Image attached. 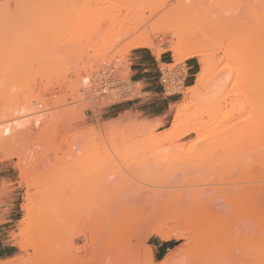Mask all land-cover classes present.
<instances>
[{"label":"rangeland","instance_id":"1","mask_svg":"<svg viewBox=\"0 0 264 264\" xmlns=\"http://www.w3.org/2000/svg\"><path fill=\"white\" fill-rule=\"evenodd\" d=\"M144 15L146 26L141 22ZM154 20L166 22L167 27ZM137 23L141 29L135 27ZM150 25L155 27L157 47L137 49L168 56L172 64L164 68L182 74L186 64L196 60L200 72L199 57L180 59L171 49L172 41L176 44L179 37L188 39L192 34L204 41L203 52L212 63L205 86L192 92L197 74L193 86L178 90L181 93L172 97L178 102L164 121L139 114L145 107L138 100L140 85L131 84L134 93L125 98L95 92V76L106 66H115L120 82L130 85V56L136 49L129 51L128 44L137 33L152 30ZM158 110L150 108L147 113ZM178 111L186 128L193 123L197 127L184 133L181 125L185 135L168 139ZM226 137L229 145L224 143ZM241 160L249 163L244 162L248 170ZM263 172L264 0H0V245L10 248L6 260L15 258L18 264H264ZM232 184L236 189L226 187ZM254 185L262 191L258 198L253 193L255 202L261 199L263 210L259 229L248 214L237 218L233 206L226 203L229 198L234 206L249 205V196L245 197L249 188L257 189ZM219 187L220 196L215 195ZM241 189L244 194L238 198ZM177 193L184 198L175 200ZM205 197H211L208 203L203 202ZM134 207L145 208H140L143 214ZM123 217L133 225L126 221L122 228ZM222 218L232 222L223 227ZM168 232L170 238L165 236ZM229 232L240 233L242 241L235 236L228 245ZM255 250L263 251L261 256ZM252 252L260 256L258 262Z\"/></svg>","mask_w":264,"mask_h":264},{"label":"bare ground","instance_id":"2","mask_svg":"<svg viewBox=\"0 0 264 264\" xmlns=\"http://www.w3.org/2000/svg\"><path fill=\"white\" fill-rule=\"evenodd\" d=\"M152 16H153V15H152ZM143 17H145V15H144ZM143 17H141V18H143ZM145 18H146V19H145ZM145 18L141 19V22H143L144 24L146 23L145 21H147V23H148L147 17H145ZM144 19H145V20H144ZM156 19H159V18H156ZM143 20H144V21H143ZM149 21H150V20H149ZM165 21H166V20H165ZM141 22H140V23H141ZM152 22H153V21H152ZM154 22H155V24H157V23H156L157 20H154ZM158 23L161 24V26H162L163 21H159V20H158ZM165 23H166V22L163 23L162 28L165 26V25H164ZM137 24H139V23H137ZM137 24H136L135 27H137V28L142 27V25H141L142 23L139 24V25H140L139 27H138ZM149 24H150V23H149ZM149 24H148V25H149ZM151 24H154V23H151ZM159 24H157V25H159ZM166 24H167V23H166ZM169 25H170V24H169ZM144 26H146V24H145ZM150 26L152 27V25H150ZM150 26H149V27H150ZM165 27H167V26H165ZM168 27H169V26H168ZM128 28H129V26H128ZM133 28H134V27H133ZM169 28H170V27H169ZM171 28H172V27H171ZM140 29H141V28H140ZM142 30H143V29H142ZM136 31H137V30H135V32H136ZM166 31H167V30H166ZM181 31H182V30H181ZM157 32H158V31H156V33H157ZM159 32H161V31L159 30ZM159 32H158V33H159ZM167 32H168V31H167ZM125 33L128 34V31L125 32ZM169 33H172V32H169ZM169 33H168V34H169ZM126 34H125V36L129 38V36L126 35ZM133 34H134V33H133ZM154 34H155V27H152V30H145V31H142V32H140V33H137L136 36L132 39L131 44H128V45H130L129 48H128L129 51H130L131 49H137V48H143V47H147V48L149 47V48H153V49L156 48L157 45L155 44V36H154ZM165 34H166V33H165ZM186 34H187V33H186ZM158 35H159V34H158ZM158 35H157V38H158ZM188 35H191V34H188ZM132 36H133V35H132ZM162 36H164V35H162ZM166 36H167V35H166ZM186 36H187V35H186ZM197 36H198V35H197ZM197 36H194V34H192V37H188V36H187L188 39H185V37H184V39H183V38L181 39V37H179V38H178V41L176 40V44H175V42H173V41L171 42L172 44L174 43V46L172 45L173 48H171V49L174 51L176 57H178V58H180V59L183 58V57H185V56H186V57L188 56V57H199V58H200V62H201V70H200V72H199L198 75H197L196 86H194L193 88H191V90H193L192 92H195L197 89H199V88L205 86L206 81H207V76H209L208 73L211 74V71H209V70H212V66H210L211 68L209 67V64L211 63V62H209L210 59L208 60V59H207V58H208L207 54L204 53L205 51L203 52V50H204L203 48H204V47H202V46H203L202 44L204 43V41H203L201 38H199V40L195 39V38H198ZM159 37H160V36H159ZM173 37H174V35H173ZM173 37H172V38H173ZM177 37H178V36H177ZM131 38H132V37L130 36V39H131ZM192 38H193V39H192ZM173 39H174V38H173ZM169 41H170V40H169ZM128 42H130V40H128ZM167 42H168V41H167ZM162 43H164V42H162ZM159 44H160V43H158V45H159ZM204 46H205V44H204ZM156 51H157V50H156ZM158 52H159V54L161 53L160 51H158ZM176 57H175V58H176ZM184 59H185V58H184ZM211 65H212V63H211ZM213 65H214V64H213ZM255 71H256V70H255ZM255 71H254V72H255ZM256 75H257V73H256ZM226 76H227V74H226ZM245 76H246V75H245ZM247 76H248V75H247ZM247 76H246V77H247ZM226 78H227V77H226ZM226 78H225V79H226ZM242 78H243V77H242ZM244 78H245V77H244ZM221 79H222V78H221ZM225 79H224V80H225ZM250 79H251V78H250ZM217 80L220 81V77H219V79H217ZM242 80H243V79H242ZM242 80H241V83L243 84V81H242ZM247 80H248V79H247ZM215 81H216V80H215ZM248 81H249V80H248ZM248 81L245 80L246 83H248ZM87 82H88V81H87ZM224 82H226V81H224ZM251 82H253V81H250V83H251ZM218 83H219V82H218ZM220 84H221V82H220ZM242 84H241V85H242ZM248 84H249V83H248ZM218 85H219V84H218ZM231 85H232V84H231ZM244 85H245V83L243 84V86H244ZM213 86H214V85H213ZM219 86H220V85H219ZM229 86H230V85H229ZM235 86H236V83H235ZM239 86H240V85H239ZM231 87H232V86H231ZM244 87H245V86H244ZM246 87H248V86L246 85ZM216 88H217V87H216ZM219 88L221 89L222 87H219ZM223 88L225 89V86H224ZM214 89H215V88H214ZM233 89H234V88H233ZM246 89H247V88H246ZM246 89H245V90H246ZM202 91H203V90H202ZM216 92H218V91H216ZM220 93H222V92H220ZM197 94H199V93H197ZM226 94L228 95V93H226ZM224 95H225V94H224ZM199 96H200V95H199ZM204 96H205V95H204ZM224 98H225V97H224ZM248 101H249V100H248ZM248 101H247V102H248ZM184 108H185V107H183V110H184V112H185V110H187V109H184ZM240 108H244V107L242 106V103H241V107H240ZM183 110H182V111H183ZM180 111H181V110H180ZM186 113H187V111H186ZM186 115H187V114H184L183 117H185ZM181 116H182V114H180L179 111H178V112L176 113V116H175V119H174V123H173V124H174V126H173V127H174V131H173L174 134L171 133V135H169L170 137H169L168 139H170L171 137H174V136H176V138H179V137L181 138V137L183 136L182 134H184V133H190V132H192V131L195 130L194 128H191V127H193V126H194V127L196 126L194 123H193V125L191 124L192 126L189 125V126H191V127H189V129L186 128L188 125H187V126H186V125L184 126V122H185V123H187V122L184 121V120L182 121L183 118H182ZM180 118H182V119L180 120ZM184 119H185V118H184ZM181 125H182V127H181ZM180 127H181L182 130H183V127L186 128L185 130H183L184 133H182L183 131L180 129ZM196 127H197V126H196ZM201 127H202V126H201ZM175 128H176L177 130H176ZM198 128L200 129V127H198ZM193 129H194V130H193ZM199 129H198V130H199ZM179 130H180V132H178ZM175 131H177V132H175ZM196 131H197V130H196ZM200 131H202V130H200ZM177 133H178L179 135H178ZM180 133H182V134H180ZM184 135H185V134H184ZM186 136H187V134H186ZM227 137H228V136H227ZM227 137H226V141L223 139V140H224V143L227 142V140H228ZM166 139H167V138H166ZM168 139H167V140H168ZM236 141H237V140H236ZM161 142H162V140H161ZM221 143H222V142H221ZM228 143L230 144V142H227L226 144L229 145ZM234 143H235V140H234ZM218 144H219V143H218ZM218 144H217V145H218ZM235 144H236V143H235ZM217 145H216V146H217ZM220 145H221V144H220ZM223 146H224V145H223ZM223 146H222V147H223ZM225 147H226V146H225ZM228 147H229V146H228ZM226 152H227V151H226ZM215 153H216V151H215ZM215 153H214V154H215ZM217 153H218V152H217ZM239 153H240V152H239ZM214 154H213V155H214ZM237 154H238V153H237ZM237 154H236V156H237ZM255 154H256V153H255ZM225 155H227V153H226ZM241 155H243V154H241ZM253 155H254V154H253ZM256 155H258V154H256ZM259 155H260V154H259ZM259 155H258V156H259ZM214 156H215V155H214ZM220 156H221V155H220ZM229 156H230V155H229ZM258 156H257V157H258ZM216 157H217V156H216ZM218 157H219V156H218ZM230 157H231V156H230ZM233 157H234V155H233ZM237 157H238V158H237ZM237 157H236V158H237L238 160H236V158H234V159H235V161H238V162H239L241 158H240L239 156H237ZM257 157H255V158H257ZM213 158H214V157H213ZM239 158H240V159H239ZM247 158H249V157H247ZM250 158H251V157H250ZM253 158H254V157H253ZM242 159L244 160V159H246V158L244 157V158H242ZM213 160H214V159H213ZM216 160H217V159H215V161H216ZM243 160H241V161H243ZM246 160H247V159H246ZM249 160H250V159H249ZM249 160H248V161H249ZM224 161H225V160H224ZM231 161H233V160H231ZM235 161H233V162H235ZM255 161H256V160H255ZM209 162H210V161H209ZM221 162H222V161H221ZM244 162L248 163L247 161H243V163H244ZM258 162H259V160H258ZM258 162H257V164H258ZM226 163H227V161H226ZM229 163H232V162H229ZM241 163H242V162H241ZM246 163H244L243 165H244V166H245V165L248 166V167H246L247 170H248L250 167H249V165H247ZM250 163L253 165V163H252L251 161H250ZM221 164H222V163H221ZM223 164L225 165L224 162H223ZM236 164H237V162H236ZM248 164H249V163H248ZM215 165H216V162H215ZM218 165H219V164H218ZM239 165H240V164H239ZM243 165H242V166H243ZM252 165H251V166H252ZM199 166H200V164H199ZM228 166H230V164H229V165L227 164V168H226V170H225L226 172L229 171V170H227V169L229 168ZM254 166H255V165H254ZM256 166H257V165H256ZM216 167H217V166H216ZM224 167H226V165H225ZM231 167H232V166H231ZM233 167H234V166H233ZM237 167H238V166H237ZM240 167H241V166H240ZM252 167H253V166H252ZM257 167H258V166H257ZM201 168H202V167H201ZM243 168H245V167H243ZM254 168H256V167H254ZM258 168H260V167H258ZM229 169H230V168H229ZM260 169H262V168H260ZM200 170H201V169H200ZM222 170H224V168H223ZM222 170L220 169L221 173H222ZM230 170H231V169H230ZM239 170H241V168H239ZM239 170H238V171H239ZM247 170H245V171H247ZM253 170L255 171L256 169H253ZM21 171H22V170H21ZM225 171H224V172H225ZM245 171H244V173H245ZM259 171H260V170H259ZM224 172H223V173H224ZM229 172H230V171H229ZM229 172H227V173H229ZM236 172H237V171H236ZM236 172H235V173H236ZM217 173H219V172H217ZM231 173H232V171H231ZM237 173H238V172H237ZM263 173H264V172H263ZM212 175H213V174H212ZM230 175L232 176V174H230ZM217 176H219V175H217ZM217 176H214V177H217ZM225 176L227 177L226 174H225ZM228 176H229V175H228ZM233 176H234V175H233ZM247 176H248V171H247ZM222 177H224V176H222ZM234 177H235V176H234ZM236 177H238V176H236ZM250 177H251V176H250ZM250 177H249V178H250ZM263 177H264V176H263ZM224 178H225V177H224ZM239 178H240V172H239ZM239 178H238V179H239ZM252 178L255 179L256 177L253 175ZM210 179H211V178H210ZM228 179H229V177L227 178V180H228ZM235 179H237V178H235ZM238 179H237V180H238ZM254 179H253V181H254ZM256 179H257V181H259V178H258V177H257ZM213 180H214V179H213ZM227 180H226V181H227ZM229 180H230V179H229ZM229 180H228V182H230ZM239 180L241 181V179H239ZM249 180H250V179H249ZM251 180H252V179H251ZM218 181H219V180H216L215 182L217 183ZM222 181H223V180H222ZM235 181H236V180H235ZM255 181H256V180H255ZM231 182H232V180H231ZM213 183H214V182H213ZM263 183H264V182H263ZM222 184H223V183H222ZM258 184H259V182H258ZM238 185H239V184H238ZM233 186H234V185L232 184L231 186H226V187H229L230 189H233V188H231V187H233ZM254 186H256V185H254ZM257 186H258V187H257ZM257 186H256L257 189H255V190H254V188H252V189L249 188L250 191H249V192L246 191V192H248V194L246 193L247 197H245V198H248V196H249V198H252V199H249V198H248L247 200H249L250 203H252L251 200H253V204H250V203H249V205H246V204H248V202H245L246 204L243 203V206H242V205H238V204H236V203L234 202V199H233V201H232V200H231V201H232L233 203H235V206H234V204L230 203L229 198H228V200L225 199V198H227L228 196H227V197L225 196V197H223V198L227 201V202H226L227 204H228V202H229V205H227V207H228V206H231V207L233 206V209H232V210H233V213H232V214H234V215L236 214L237 218H238V215H240L241 213H243V214H245V213L248 214L247 216L251 217V223L255 226V228H258V229H259V226H260V223H261V221H260V217H259V216H260V212L263 211V210L261 209V207L259 206V205H260L259 202L261 201V199H260L258 202H255L253 197L256 196L258 193L261 194L262 191L258 192V191H259L258 188H259V189H260L261 187L264 188V184H263V185L261 184V185H260L261 187H259V185H257ZM223 187H224V186H223ZM223 187H222V188H223ZM234 187H235L234 189H236V186H234ZM239 187H240V186L237 187L238 190H239ZM243 187H244V186H242V188H243ZM214 188H215V187H214ZM216 188H217V187H216ZM224 188H225V187H224ZM263 188H262V190H263ZM212 189H213V188H212ZM220 189H221V188L219 187V189L217 190V193H215V195H219V194H220ZM226 189H227V188H226ZM226 189H225V190H226ZM244 189H245V188H243V190H244ZM177 190H178V189H177ZM228 190H229V189H228ZM241 190H242V189H241ZM243 190H242V191H238V192H240L239 194H237L238 198H239L240 194L243 192ZM251 190H252V191H251ZM257 190H258V191H257ZM172 191H173L172 193H174V190H172ZM175 191H176V190H175ZM202 191H204V190H202ZM211 191H212V190H211ZM213 191H214V190H213ZM218 191H219V192H218ZM223 191H224V190H223ZM234 191H235V190H234ZM254 191H255V193H254ZM178 192H179V190H178ZM199 192H200V191H199ZM205 192H206V191H204V193H205ZM207 192H208V191H207ZM221 192H222V191H221ZM238 192H236V193H238ZM191 193H192V192H191ZM210 193H212V192H210ZM210 193H209V194H210ZM229 193H230V192H229ZM249 193H250V194H249ZM253 193H254L255 195H254ZM165 194H166V193H165ZM170 194H171V191H170L169 194L167 193V195H170ZM178 194H179V193H177V196H176V195L174 196V194H173V197H175V198H174L175 200H177L176 198H178L179 196H181V197H179L180 199H182V197L184 198L183 195H180V194L178 195ZM188 194H189V193H188ZM243 194H244V192H243ZM260 194H259V195H260ZM191 195H192V194H191ZM191 195H190V196H191ZM194 195H195V193H194ZM221 195H222V194H221ZM232 195H233V197H234V195L236 196L235 193H234V194H231L230 196H232ZM253 195H254V196H253ZM261 195H262V194H261ZM164 196H165V195H164ZM196 196H198V194H196ZM202 196H203V193H202ZM206 196H207V195H206ZM219 196H220V195H219ZM241 196H242V198L240 197L241 200L243 199V201H247V200H244L245 198L243 197V195H241ZM250 196H251V197H250ZM167 197H168V196H167ZM167 197L165 196L164 199L167 198ZM194 197H195V196H194ZM198 197H200V196H198ZM216 197H217V196H216ZM233 197H232V198H233ZM179 198H178V199H179ZM200 198H201V197H200ZM207 198H208V197H207ZM210 198H211V197H210ZM210 198H208V199H210ZM213 198H214V197H213ZM223 198H222V200H223ZM256 198H258V196H256ZM167 199H168V198H167ZM174 199H172V200H174ZM180 199H179V200H180ZM195 199H196V198H195ZM197 199H198V198H197ZM205 199H206V197H205ZM205 199H204V200H205ZM208 199H206V201H203V202H207V203H208V201H207ZM170 200H171V199H170ZM175 200H174V201H175ZM183 200H184V199H183ZM189 200H190V199H189ZM193 200H194V199H193ZM200 200H201V199H200ZM225 200H224V201H225ZM236 200H237V199H236ZM161 201H162V200H161ZM163 201H164V200H163ZM177 201H178V200H177ZM185 201H186V199H185ZM197 201H199V200H197ZM209 201H210V200H209ZM216 201H217V200H216ZM243 201H242V202H243ZM182 202H183V201H182ZM191 202H192V200L190 201V203H191ZM193 202H194V201H193ZM199 202H200V201H199ZM254 202H255V203H254ZM165 203H166V202H165ZM200 203L202 204V202H200ZM213 203H214V202H213ZM184 204H185V202H183V205H184ZM192 204H193V208H194V207H195V206H194L195 204H194V203H192ZM244 204H245V205H244ZM174 205H175V204H174ZM179 205H180V204H179ZM179 205H178V206H179ZM183 205H182V207H183ZM204 205H205V204H204ZM166 206H168V205H166ZM176 206H177V205H176ZM178 206H177L178 211H180ZM184 206H188V207H189L188 202H186V205H184ZM190 206H191V204H190ZM202 206H203V205H202ZM202 206H201V207H202ZM122 207H123V206H122ZM170 207H172V206H170ZM191 207H192V206H191ZM203 207L206 209V208H209V207H211V206H209V207H208V206H207V207H206V206H203ZM249 207H250V209H249ZM125 208H126V207H125ZM136 208H137V207H136ZM136 208L134 207V209H136ZM140 208H141V210L145 209V208H142V207H140ZM140 208H137V209L140 211V214H141L142 212H141ZM177 208H175V209L177 210ZM262 208H263V207H262ZM26 209H27V208H26ZM129 209H130V208H128L127 210H129ZM171 209H172V208H171ZM227 209H228V208H227ZM28 210H29V209H28ZM125 210H126V209H125ZM131 210H132V209H131ZM167 210H168V209H167ZM190 210L192 211V209H190ZM202 210H203V209H202ZM260 210H261V211H260ZM121 211H122V210H121ZM199 211L201 212V210H199ZM205 211H206V210H205ZM209 211H210V210H209ZM26 212H27V211H26ZM160 212L162 213V211H160ZM182 212H183V211H182ZM193 212H194V211H193ZM207 212H208V209H207ZM212 212H213V211H212ZM212 212H211V213H212ZM218 212H219V211H218ZM218 212H217V216H219V215H218ZM27 213H28V212H27ZM122 213H124V210H123ZM185 213H186V212H185ZM188 213H189V212H188ZM191 213H192V212H191ZM201 213H202V212H201ZM201 213H200V214H201ZM204 213H205V212H204ZM142 214H143V213H142ZM166 214H167V216H168V213H166ZM170 214H171V213H170ZM170 214H169V215H170ZM196 214H197V212H196ZM207 214H208V213H207ZM207 214H206V215H207ZM212 214H213V213H212ZM219 214H221V213H219ZM223 214H224V213H223ZM243 214H242V215H243ZM261 214H262V212H261ZM172 215H173V213H172ZM183 215H184V214H183ZM201 215H202V214H201ZM201 215H197V217H198V216H201ZM225 215H227V214H225ZM263 215H264V214H263ZM29 216H30V214H29ZM138 216H140L139 213H138ZM141 216H142V215H141ZM192 216H193V215H192ZM194 216H195V215H194ZM194 216H193V218H194ZM207 216H208V215H207ZM244 216H245V215H244ZM247 216H245V217H247ZM261 216H262V215H261ZM186 217H187V216H186ZM186 217H185V218H186ZM209 217H210V216H209ZM209 217H206V218L209 219ZM213 217H214V216H213ZM245 217H243L241 221H244V218H245ZM249 217H247V218H249ZM27 218H28V217H27ZM127 218H128V217H127ZM135 218H136L137 220L139 219V218H137V217H135ZM188 218H189V217H188ZM202 218H203V217H202ZM204 218H205V217H204ZM206 218H205V219H206ZM210 218H211V217H210ZM247 218H246V219H247ZM121 219H122V218H121ZM124 219H125V217H123L122 222H119L121 226H122V225H123V226H124V225L127 226L128 222H130V221H128L129 219H125V220H124ZM146 219H147V217H146ZM199 219H200V221H201V218H200V217H199ZM199 219H198V220H199ZM205 219H203L202 221H204ZM222 219H223V220H222ZM222 219H221L220 221H222V222L225 223V224L222 223V224H223V227H224V225H226V222L228 223V222L230 221V219H229V220L226 219L227 221H226L224 218H222ZM231 219H233V217H232ZM240 219H241V218H240ZM246 219H245V221H246ZM249 219H250V218H249ZM31 220H32V219H31ZM134 220H135V219H134ZM143 220H145V219H144V216H143V218H141L140 221H143ZM224 220H225V221H224ZM247 220H248V219H247ZM126 221H128L127 224H125ZM237 221H239V219H238ZM211 222H212V221H211ZM214 222H215V221H214ZM230 222H232V220H231ZM247 222H248V221H247ZM247 222H246V223H247ZM219 223H220V222H219ZM236 223H237V222H236ZM117 224H118V223H117ZM130 224H131V222H130ZM130 224H129V225H130ZM136 224H137V223H136ZM204 224H205V223H204ZM204 224H203V226H204ZM208 224H209V223H208ZM212 224H213V222H212ZM215 224H216V223H215ZM220 224H221V223H220ZM252 224H251V225H252ZM131 225H133V223H132ZM134 225H135V224H134ZM200 225H201V224H200ZM200 225H199V226H200ZM216 225H217V224H216ZM234 225H235V223H234ZM241 225H242V223H241ZM241 225L239 226V228L242 227ZM115 226H117V225H115ZM123 226H122V228H123ZM126 226H125V227H126ZM178 226H179V224H178ZM180 226H181V225H180ZM218 226H219V224L217 225V227H218ZM220 226H221V225H220ZM176 227H177V226H176ZM221 227H222V226H221ZM231 227H232V226H231ZM231 227L227 226V228H228L227 230H228V231H232V228H233V227H232V228H231ZM237 227H238V226H237ZM252 227H253V226H252ZM118 228H119V227H118ZM120 228H121V227H120ZM204 228H207V227H203V229H204ZM208 228H209V227H208ZM225 228H226V227H225ZM225 228H222V231H224L223 229H225ZM244 228H245V226H244ZM250 228H251V227H250ZM116 229H117V227H116ZM211 229H213V227L210 228L209 230H211ZM216 229H217V228H216ZM240 229H241V228H240ZM251 229H252V228H251ZM258 229H257V231H258ZM118 230H120V229H118ZM147 230H148V229H147ZM207 230H208V229H207ZM217 230H218V229H217ZM217 230L214 229V231H217ZM220 230H221V228H220ZM205 231H206V230H205ZM119 232H120V231H119ZM218 232H219V230H218ZM232 232H233V231H232ZM244 232H245V231H244ZM244 232H243V233H244ZM259 232H261V231L259 230ZM168 233H169V232H168ZM168 233H166L165 236H166L167 238H170V236H169L170 233H169V234H168ZM203 233H204V232H203ZM215 233H217V232H215ZM235 233H236V232H235ZM240 233H241V230H240ZM240 233H239L237 236H238V238L240 237V239H241V237H243V236L240 235ZM245 233H246V232H245ZM127 234H128V233H127ZM144 234H145V233H144ZM204 234H205V233H204ZM220 234H221V233H220ZM262 234H263V233L261 232L260 237L263 236L262 238H263V240H264V235H262ZM123 235H124V234H123ZM214 235H215V234H213V236H214ZM231 235H232V233L229 232V234H228V236H227V237H229V238H227V239L229 240V242H227V244H228V243H229V244L232 243L231 240H230V238H232V237H233L234 240H236V237H237V236L235 235V236H236V237H235V236H233V235L231 236ZM239 235H240V236H239ZM115 236H116V235H115ZM202 236H204V235L202 234ZM208 236H209V235H208ZM216 236H217V235H216ZM127 237H128V236H127ZM218 237H220V235H219ZM218 237H217V238H218ZM223 237H224V236H223ZM225 237H226V234H225ZM234 237H235V238H234ZM260 237L258 236V237H256V238H260ZM204 238H205V240L208 239V238H206V236H205ZM204 238H203V239H204ZM210 238H211V237H210ZM210 238H209V239H210ZM212 238H213V237H212ZM220 238H221V237H220ZM220 238H219V239H220ZM251 239H252V237H251ZM251 239H250V240H251ZM214 240H215V239H214ZM214 240H213V241H210V242H214ZM216 240H217V239H216ZM224 240H225V239H224ZM224 240H223V241H224ZM252 240H254V238H253ZM252 240H251V242H249V243H252ZM259 240H262V239L260 238ZM259 240H257V241L260 242ZM241 241H242V239H241ZM118 242H119V241H118ZM139 242H140V241H139ZM217 242H218V240L216 241V243H217ZM219 242H220V241H219ZM219 242H218V243H219ZM236 242H237V244H238V241H236ZM243 242H244V241H243ZM253 242H254V241H253ZM125 243H126V242H125ZM125 243H124V245H125ZM214 243H215V242H214ZM218 243H217V244H218ZM220 243H221V242H220ZM222 243H223V242H222ZM222 243H221L222 247H226V246H223ZM244 243H245V242H244ZM121 244H122V243H121ZM207 244H208V243H207ZM210 244H211V243H210ZM227 244H226V245H227ZM229 244H228V245H229ZM232 244H233V243H232ZM240 244H241V246H242V243H240ZM245 244H246V243H245ZM252 244H253V243H252ZM263 244H264V243H263ZM254 245H255V244H254ZM201 246H203V244H202ZM211 246H212V245H211ZM214 246H216V245H214ZM241 246L236 245L237 248L239 247V248H241V249H242V247L244 248L245 245L242 246V247H241ZM256 246H257V245H256ZM212 247H213V246H212ZM216 247H217V246H216ZM207 248H208V247H207ZM220 248H221V247H220ZM257 248H260V249H261V247H257ZM257 248H255V249H257ZM208 249H209V248H208ZM225 249H226V248H225ZM245 249L247 250L246 246H245ZM245 249H242V251L245 250ZM252 249H253V248H252ZM263 249H264V248H263ZM154 250H155V249H154ZM205 250H206V249H205ZM215 250H216V249H215ZM188 251H189V250H188ZM220 251H221V250H220ZM240 251H241V250H240ZM189 252H190V251H189ZM214 252H216V251H214ZM222 252H223V251H222ZM244 252H247V251H244ZM255 252H258V251L255 250ZM262 252H263V251H262ZM262 252H261V253H262ZM148 253H149V252H148ZM151 253H153V252H151ZM239 253H240V252H239ZM241 253H242V252H241ZM252 253H253V252H252ZM258 253H259V255L261 254V253H260V250H259ZM258 253H257V254H258ZM146 254H147V253H145V255H146ZM211 254H212V253H211ZM220 254H221V252H220ZM227 254H228V253H227ZM245 254H246V253H245ZM254 254H255L256 256H258L257 259H256V261L258 262V261H259V257H260L261 255L259 256V255H257L256 253H253V258H254ZM208 255H209L208 257H210V254H208ZM242 255H243V253H242ZM249 255H250V254H249ZM262 255H263V254H262ZM215 256H216V255H215ZM246 256H247V255H245V258H246ZM256 256H255V258H256ZM146 257H148V256H146ZM149 257H150V256H149ZM206 257H207V256H206ZM208 257H207L206 261H207L208 259H210V258H208ZM213 257H214V256H213ZM250 257H251V255H250ZM250 257H249V258H250ZM247 258H248V256H247ZM263 258H264V257H263ZM168 259H170V256H169V255H168V257H167V260H168ZM212 259H213V258H212ZM23 260H24V259H23ZM25 260H26V259H25ZM145 260H146V259H145ZM148 260H149V258H148ZM150 260H151V259H150ZM213 261H214V260H213ZM246 261H247V260H246ZM256 261H255V263H256ZM263 261H264V259H263ZM263 261H262V262H263ZM16 262H17V261H16V259L14 258V259L6 260V261L3 262V263L0 262V264H18V263H16ZM24 262H25V261H24ZM26 262H27V261H26ZM26 262H25V263H26ZM243 262H244V261H243ZM251 262H252V261H250L249 264H253V262H252V263H251ZM22 263H23V262H22ZM149 263H150V262H149ZM213 263H214V262H213ZM213 263H212V264H213ZM246 263H248V262H246ZM26 264H27V263H26ZM210 264H211V263H210ZM215 264H216V263H215ZM218 264H219V263H218ZM221 264H222V263H221ZM256 264H259V262L256 263Z\"/></svg>","mask_w":264,"mask_h":264},{"label":"crops","instance_id":"3","mask_svg":"<svg viewBox=\"0 0 264 264\" xmlns=\"http://www.w3.org/2000/svg\"><path fill=\"white\" fill-rule=\"evenodd\" d=\"M131 81L134 85H140L138 100L140 105H145L144 109L138 111L139 114L151 117L153 120H165L171 107L178 102L173 99L174 95L181 92L168 94L162 85L160 76L164 66L170 65L171 60L166 55L159 57L150 53L148 50L136 49L131 52L130 56ZM196 60H190L186 64V72L183 77V89L193 86L194 77L198 74ZM181 90V91H182ZM163 101V104H161ZM156 104L154 107L150 105ZM163 106V108H162ZM152 109H159L153 114L147 112ZM9 247L5 244L0 245V262L3 263L10 258Z\"/></svg>","mask_w":264,"mask_h":264},{"label":"built area","instance_id":"4","mask_svg":"<svg viewBox=\"0 0 264 264\" xmlns=\"http://www.w3.org/2000/svg\"><path fill=\"white\" fill-rule=\"evenodd\" d=\"M185 73V72H184ZM184 73L178 74L175 69L164 68L161 72L160 80L168 94L183 89ZM95 92L101 96L129 97L134 93L133 82L125 86L116 76L115 66H106L95 76ZM123 86V87H122ZM173 93V94H174Z\"/></svg>","mask_w":264,"mask_h":264},{"label":"trees","instance_id":"5","mask_svg":"<svg viewBox=\"0 0 264 264\" xmlns=\"http://www.w3.org/2000/svg\"><path fill=\"white\" fill-rule=\"evenodd\" d=\"M8 256H11V253H9V255Z\"/></svg>","mask_w":264,"mask_h":264}]
</instances>
